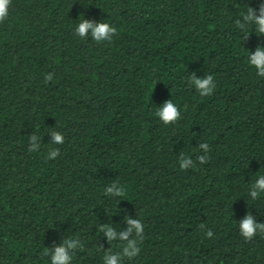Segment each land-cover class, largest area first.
<instances>
[{
	"label": "trees",
	"instance_id": "obj_1",
	"mask_svg": "<svg viewBox=\"0 0 264 264\" xmlns=\"http://www.w3.org/2000/svg\"><path fill=\"white\" fill-rule=\"evenodd\" d=\"M261 3L12 0L0 23V264H50L68 238L82 244L72 264H104L122 242L99 227L119 233L126 216L144 240L122 264H264V234L246 241L238 226L249 213L264 223V193L249 194L264 175V77L248 63L264 35L235 24ZM82 20L117 34L81 38ZM193 73L213 76L212 95ZM170 99L181 119L164 125L155 113ZM181 154L195 167L182 170ZM113 182L124 196L105 195Z\"/></svg>",
	"mask_w": 264,
	"mask_h": 264
},
{
	"label": "clouds",
	"instance_id": "obj_2",
	"mask_svg": "<svg viewBox=\"0 0 264 264\" xmlns=\"http://www.w3.org/2000/svg\"><path fill=\"white\" fill-rule=\"evenodd\" d=\"M12 5V0H0V23L4 22L9 15V9ZM236 27L245 32L244 39H247L249 32L248 27L251 25L255 26L256 33L264 35V3L259 5L258 10L248 7L246 13L242 15V18L235 21ZM76 35L81 38H86L89 34L92 40L100 44L103 42L111 43L113 37L117 34V29L106 22L93 23L88 20H82L75 29ZM248 63L254 67L256 74L260 77H264V47L257 46L255 51L248 55ZM52 73L45 75V82L52 79ZM191 87L199 93L200 96H210L213 94L216 84L212 75L204 76L203 78H196L193 73L188 81ZM155 115L160 119L164 125L176 124L181 119L179 108L170 100H167L161 108H159ZM53 144H63L64 137L60 132H51ZM39 137L32 135L28 151L34 152L40 148V145L36 144L35 141ZM199 149L204 153L203 155L197 156L196 160L200 164L208 162L207 153L210 151L207 143H200ZM59 156V149H50L46 159H54ZM195 163L191 158L181 154L179 166L182 170L195 167ZM261 193H264V175L260 176L255 183L252 185L250 190V196L252 200H256ZM105 195L111 197H122L125 195V190L118 182H113L110 186L105 189ZM127 225L126 229L119 233L110 225H100L99 231L103 233V236L107 238L109 245L113 241L122 242V250L120 252H112L109 247L106 254L103 257L104 264H122L124 258L129 261L137 257L141 251L140 243L144 240V225L138 219H131L128 216L124 218ZM240 235L246 240L251 241L258 233L264 234V223L257 224L254 221V217L249 213L239 223ZM204 224H200V228L203 229ZM207 237H212L213 233L211 230L206 232ZM82 248V244L78 239H64L62 243L51 248L49 253L46 255L50 256V264H72L73 254L75 250ZM98 249L103 250L102 246H98Z\"/></svg>",
	"mask_w": 264,
	"mask_h": 264
}]
</instances>
